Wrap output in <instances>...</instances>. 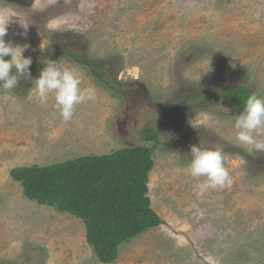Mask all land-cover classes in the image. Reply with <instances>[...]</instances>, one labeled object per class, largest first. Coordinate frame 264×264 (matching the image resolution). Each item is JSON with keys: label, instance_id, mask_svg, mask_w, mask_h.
Returning a JSON list of instances; mask_svg holds the SVG:
<instances>
[{"label": "rangeland", "instance_id": "1", "mask_svg": "<svg viewBox=\"0 0 264 264\" xmlns=\"http://www.w3.org/2000/svg\"><path fill=\"white\" fill-rule=\"evenodd\" d=\"M0 21L5 42L30 45L23 55L33 78L56 59L96 89L67 123L23 77L0 90V264H264V153L238 145L237 109L219 101L181 118L164 111L175 94L226 81L264 96V0H0ZM72 51L105 80L66 56ZM147 128L156 141L145 140ZM193 144L223 148L230 188L199 191L187 171ZM135 147L150 150L147 195L162 223L124 239L104 262L88 231L106 230V205L91 201L89 222L60 206L92 156ZM24 167L51 168L39 193L47 202L26 193L38 186L34 173L12 175Z\"/></svg>", "mask_w": 264, "mask_h": 264}, {"label": "trees", "instance_id": "2", "mask_svg": "<svg viewBox=\"0 0 264 264\" xmlns=\"http://www.w3.org/2000/svg\"><path fill=\"white\" fill-rule=\"evenodd\" d=\"M66 56L90 69L97 79L104 81V74L96 70L97 64L89 58H84L78 52L72 51ZM220 85L213 88L210 92L205 88H191V93H178L175 97L168 101L164 107L165 115L168 118H181L198 110L210 109L211 106L219 101L229 102L233 105L238 113L243 107L244 99L254 90L247 87L242 82H221ZM255 93V92H254ZM258 94V93H256ZM263 96L261 94H258ZM146 141H156L157 133L147 128L144 132ZM128 153H133L130 157ZM141 157L139 165L135 164L136 160L132 158ZM122 160V161H121ZM131 162L132 180L129 183L126 170L128 163ZM122 163V164H121ZM127 164V165H126ZM150 150L142 147H135L125 153L114 155L92 156L87 164H83L79 170V184H76L75 191L71 194L76 197L73 201L66 197L61 203V208L83 217L89 222L90 209L89 203L94 200H99V203H104L103 216L106 223V230L94 228L90 223L88 231V242L95 248L99 254L101 261H109L111 256L117 252V246L124 239L135 234L141 233L151 227L158 226L162 223L159 215L152 209L150 198L147 195L148 173L152 167ZM51 168L45 167L42 170L33 172L29 168H15L12 175L15 178L21 179L26 175L34 173L37 176L38 186H26V193L29 197L36 198L40 201L47 202V197L39 193L43 191V184L48 183ZM128 183L129 188L121 194L117 192V185ZM41 186V187H39ZM48 189V188H47ZM47 191V190H44ZM51 201L58 199L55 194L49 191ZM45 194V193H44ZM110 222H109V221ZM96 238H104L103 244H98L94 241Z\"/></svg>", "mask_w": 264, "mask_h": 264}, {"label": "clouds", "instance_id": "3", "mask_svg": "<svg viewBox=\"0 0 264 264\" xmlns=\"http://www.w3.org/2000/svg\"><path fill=\"white\" fill-rule=\"evenodd\" d=\"M7 21H0V90L13 91L23 77L31 81L32 94L42 105H46L51 97L60 118L66 123L72 121L78 105L96 99L95 87H82V75L71 67L60 66L56 59H44L39 75L33 78L30 71L32 58L23 55L30 45L14 46L5 42ZM9 56L10 59H5ZM233 129L238 145L264 153V96L253 92L244 99L243 107L233 116ZM187 157L188 174L199 181L196 185L199 191L231 187L233 181L222 147L193 144Z\"/></svg>", "mask_w": 264, "mask_h": 264}]
</instances>
